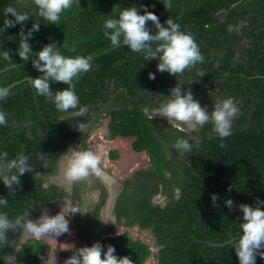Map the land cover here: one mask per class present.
<instances>
[{"label":"trees","instance_id":"1","mask_svg":"<svg viewBox=\"0 0 264 264\" xmlns=\"http://www.w3.org/2000/svg\"><path fill=\"white\" fill-rule=\"evenodd\" d=\"M8 5L28 13V19L5 28L4 20L14 19L4 13ZM141 5L157 17L166 8L165 0H74L53 24L38 15L34 0H0V71L9 68L0 74V88L26 80L0 100L8 121L0 125V150L9 153L4 163L23 150L32 165V171L19 176V185L8 188L0 181V196L8 201L4 211L10 220L23 211L36 220L45 208L65 198L80 200L79 184L69 196L49 180L57 175L62 154L75 144L89 148L87 133L107 119L105 139L132 140V150L149 160V168L125 178L114 212L125 228L150 231L157 248L155 264H239L234 249L238 240L233 241L241 234L239 205L255 207L257 198L264 200V0H171L161 26H168V18L179 23L204 57L177 75L158 71V59H144L143 52H132L127 45L112 48L103 35L105 18L128 6L142 14ZM34 23L39 28L28 37L33 55L25 61L18 54L21 34L32 30ZM152 23L146 22L147 29ZM158 31L155 27L150 33ZM53 42L65 55L93 56L91 70L75 81L81 104L88 106L84 116L59 112L30 85V78L42 74L33 66L35 53ZM150 72L154 79H149ZM176 86L181 94L191 91L209 113L219 100L234 97L239 115L231 135L218 137L210 123L193 130L183 122L175 127L168 118L145 112L157 109ZM66 87L63 82L50 83L53 91ZM80 122L88 125L83 131ZM178 137L188 140L189 151L172 147ZM109 158L117 161L120 155L112 151ZM158 194L165 202L154 201ZM106 198L102 196L87 214L83 207L76 212L77 237L88 243L104 236L100 244L105 251L112 245L118 257L127 255L134 264H147L153 257L149 244L101 221ZM227 199L233 201L230 207ZM22 224L7 230L0 264H11L14 254L18 264H48L49 241L32 238L21 244L26 236ZM60 254L67 260L73 251ZM255 264H264V258L257 255Z\"/></svg>","mask_w":264,"mask_h":264},{"label":"clouds","instance_id":"2","mask_svg":"<svg viewBox=\"0 0 264 264\" xmlns=\"http://www.w3.org/2000/svg\"><path fill=\"white\" fill-rule=\"evenodd\" d=\"M73 2L74 0H34L38 15L53 24L61 19V13L69 9ZM141 7L144 9L142 14L137 7L128 6L120 9L116 16L103 20V35L110 41L112 48H119L124 44L132 52H143L144 59H158V71H167L172 75L183 73L185 69L193 67L197 62H203L204 57L194 37L183 31L179 23L168 18L166 20L168 26H161L155 13L147 10V5H141ZM4 13H11L14 17V19L4 20L5 28L14 27L17 23L28 19V13H20L11 5L4 9ZM149 20L153 21L159 29L155 35H152L146 27V22ZM38 28L39 24L34 23L32 30H29L26 35L21 34L18 54L22 60L26 61L33 55L28 37L32 35L33 30H38ZM35 55L38 58L32 61L33 66L42 73L30 81L36 95L43 96L50 101L59 112L84 116L88 112V106L81 104L80 97L75 90V81L91 70L93 56L91 54L65 55L55 42L44 45ZM2 56L7 59L8 53L3 52ZM148 76L149 79L155 78V74L151 72ZM52 81L63 82L67 87L53 91L50 88ZM7 95L8 92L0 88V100ZM157 111L168 118L175 127L181 126V123L177 122L199 127L210 123L212 132L224 138L231 135L233 120L239 115V106L234 97L226 96L219 100L209 113L193 98L191 91L181 94V88L176 86L171 89L170 94L159 105ZM6 117L7 114L0 110V125L7 124ZM87 127L88 125L84 122L79 123L81 131ZM172 147L180 150L181 153L190 150L188 140L183 137H178ZM8 155L7 151L0 150V181L6 187L11 188L13 184H20V175L26 171H32V165L29 163V156L23 150L17 152L15 158L4 163ZM62 155L63 175L69 181H80L92 175L101 177L105 174L102 167L104 158L102 147L69 148ZM13 169H15L14 172ZM216 199V195L212 194V200ZM225 203L230 207L233 201L227 199ZM261 204H264V200L257 198L255 207L246 203L239 205L243 213V222L239 225L241 233L239 239L234 244L239 264H255L257 255L264 258V251H259L264 247V208H261ZM7 206V199L0 196V245L7 240V230L15 229L17 225H21L22 221L24 234L34 239L46 235L59 236L69 231L67 205L55 215L42 212L36 220L28 219L24 211L16 215L14 220H10L8 212L4 211ZM70 211L79 212L80 210L71 207ZM65 264H134V262L127 255L118 257L114 246L109 245L105 251L97 242L80 248L79 257L72 255L67 258Z\"/></svg>","mask_w":264,"mask_h":264},{"label":"rangeland","instance_id":"3","mask_svg":"<svg viewBox=\"0 0 264 264\" xmlns=\"http://www.w3.org/2000/svg\"><path fill=\"white\" fill-rule=\"evenodd\" d=\"M107 122L108 120H106V122L104 124H102V127L95 130V134L91 135L92 137L89 138V141L91 142L90 144L92 145L93 149L97 148V147H102L104 150V158H103V162H102V167L104 170H106L107 172H109L110 175H112V177L115 178L116 184L115 187H117L118 189L116 190L117 193H121L122 189L124 187L123 183L126 177L129 176L130 171L133 168H137V169H145V168H149V164H148V158L146 154H133V150L131 148V144H132V140H127V141H117V142H113V143H108L105 142L103 140V135L107 130ZM187 125V129L188 130H193L196 127L186 124ZM79 146H77V148H72V149H78ZM91 147V148H92ZM112 151H118L119 155H120V159L117 161H111L109 159V154ZM122 155L124 156V159H122ZM63 166H64V159L62 160V166H61V171L59 172V175L56 177L59 180L62 179L65 182L68 181V179H66V177L63 175ZM62 172V173H61ZM62 176V177H61ZM60 180V182L62 181ZM89 178H85L84 182L88 181ZM62 181V182H64ZM87 183V182H86ZM86 187L83 186L81 189V192L84 194H87L89 196H92V193L90 190H86ZM86 190V192H85ZM165 200V197L161 194H158L157 196V201L162 203ZM65 205L68 206L69 208V213L67 216V219L69 220V231L66 233H63L59 236H55V235H46V236H42L41 238H45L49 244V250H48V254H49V262L48 264H65V259L61 257V251L62 250H71L73 251V255H76L77 257H79V249L84 247V246H91L94 243L99 242L98 241H94L93 243L90 244H83V240L79 239L77 237V230L75 228V216H73V212L70 211L71 207H76V208H82L81 205H77L75 206V203H73L72 200H64L61 203H58L55 207L53 208H47L44 212H46L49 215H55L58 211L61 210V208H63ZM83 205V212L84 214H86V206L84 204ZM109 218L108 220H106V222L110 225V226H115L118 227L119 230V234L125 233V232H129L131 236H133L136 239H141L143 242L149 244L152 248L153 251V257L148 261L147 264H155L156 260H155V255L157 254V248L155 246V241L153 236L151 235L150 231H142L138 226H136L135 228L132 229H127L123 226V224L120 225V223L118 222V219H116V217L114 216V211L110 212L109 214ZM113 221H112V220ZM111 220V221H110ZM28 238H31L30 236H26L23 240L26 241ZM39 238V239H41ZM32 239V238H31ZM12 264H18L16 261V257L12 258Z\"/></svg>","mask_w":264,"mask_h":264},{"label":"flooded vegetation","instance_id":"4","mask_svg":"<svg viewBox=\"0 0 264 264\" xmlns=\"http://www.w3.org/2000/svg\"><path fill=\"white\" fill-rule=\"evenodd\" d=\"M158 109V108H157ZM157 109H153V110H149V109H145V112L147 113V114H149L150 116H162V115H160L159 114V112L157 111ZM106 120L107 119H102V120H100V122L99 123H97L96 125H95V127L89 132V133H87V142H88V144H89V147H92V145L90 144L91 142L89 141V138H91L92 136L91 135H94L95 134V130H97V129H99V128H101L102 127V124H104L105 122H106ZM107 124H108V122H107ZM185 127L186 128H188L187 127V125L185 124ZM196 127V126H195ZM106 132H107V130H106ZM106 132L104 133V135H103V140L105 141V142H108V143H113V141H115V140H113V141H111V140H107V139H105V134H106ZM77 146H79L78 148H81V149H83L80 145H78V144H75L74 146H72V148H77ZM93 148V147H92ZM119 153V152H118ZM109 156V155H108ZM110 159V158H109ZM61 166H62V161L60 162V165H59V171H58V173H57V175L56 176H53L50 180H49V182H51V183H54V184H56V185H58V186H61V187H63L64 189H65V191L69 194V196H71L72 195V193H73V190H74V187L76 186V184H81L82 185V187L83 186H85L86 188V190H90L91 192H93L92 193V196H89V195H87V194H83L81 191H80V194H79V196H80V200H75V199H72V198H65L64 200H72L73 201V203H75V206H79V205H81L82 207H83V205L82 204H84L85 206H86V208L88 209V210H92L93 208H94V205L95 204H97L98 202H99V200H100V198L102 197V196H105L106 195V200H105V203H104V206L102 207V209H101V215H100V218H101V221L103 222V224H105V225H107L108 227H110L106 222H105V219L103 218V215H104V208L106 207V204H107V200H108V198H109V196H110V193H109V189H108V186H107V184H106V182L104 181V179L102 178V177H96V176H94V175H92V176H89L88 178H89V180L88 181H86V182H84V179L83 180H80V181H75V182H73V181H67V182H60V180L58 179V178H56L58 175H59V172L61 171ZM104 171H106V170H104ZM107 172V171H106ZM108 174H109V172H107ZM110 175V174H109ZM65 180V179H64ZM66 183V184H65ZM69 183V184H68ZM45 187H47V184L45 185ZM86 190H85V192H86ZM106 190H108V191H106ZM119 195H120V193H118V196H117V199H118V197H119ZM158 196V195H157ZM157 196L155 197V202L156 203H160V202H158L157 201ZM63 200V201H64ZM166 200V199H165ZM165 200L163 201V202H165ZM62 202V201H61ZM60 202V203H61ZM162 202V203H163ZM76 208V207H75ZM115 208V207H114ZM47 208H45V210H46ZM44 210V211H45ZM88 210H86V214H87V212H88ZM75 213L76 212H73V216H75ZM114 216L116 217V215H115V212H114ZM117 218V217H116ZM26 237V236H25ZM24 237V238H25ZM103 237V236H102ZM102 237H98L97 239H94V240H91V241H89L88 243H85V242H83V244H90V243H93L94 241H98V240H100ZM29 239H31V238H28L26 241H24L23 242V240H22V243L21 244H24V243H26ZM16 257V254H14L13 256H12V258H15ZM12 258H11V264H12Z\"/></svg>","mask_w":264,"mask_h":264},{"label":"water","instance_id":"5","mask_svg":"<svg viewBox=\"0 0 264 264\" xmlns=\"http://www.w3.org/2000/svg\"><path fill=\"white\" fill-rule=\"evenodd\" d=\"M165 2H166V8H165V10L157 17L158 18V20H159V22H160V20L168 13V11L170 10V8H171V0H165ZM156 27V24L153 22L150 26H149V28H148V31L150 32V30L151 29H153V28H155ZM9 68H6V69H4V70H2V71H0V74H2L3 72H5V71H7ZM31 79L32 78H30L29 80L31 81ZM24 81H26V80H23V81H21V82H18V83H15V84H12V85H10L9 87H7V88H4L7 92L9 91V90H11L13 87H15L16 85H18V84H21L22 82H24ZM108 186V185H107ZM108 189H109V191H110V196H109V198H108V200H107V204H106V207L107 206H111V210L113 211V209H114V207H115V204H116V201H117V196H118V193L117 192H113V191H111V187L110 186H108ZM105 207V208H106ZM104 208V209H105ZM239 239V238H238ZM238 239H234L233 241H235V240H238ZM262 249H264V247H262L260 250H262Z\"/></svg>","mask_w":264,"mask_h":264},{"label":"bare ground","instance_id":"6","mask_svg":"<svg viewBox=\"0 0 264 264\" xmlns=\"http://www.w3.org/2000/svg\"><path fill=\"white\" fill-rule=\"evenodd\" d=\"M62 173V172H61ZM104 175L103 176H101L103 179H104V181L106 182V184L108 185V186H110L112 189H111V191H113L114 193L116 192V190L118 189L117 187H115V184H116V181H115V178H113L111 175H109L106 171H104ZM62 177V176H61ZM60 180H62V179H60ZM62 181H64V180H62ZM66 184V183H65ZM69 184V183H68ZM109 193H110V191H109ZM110 212H112V210H111V206L109 207V206H107L105 209H104V215H103V218L105 219V220H108V219H110L109 218V214H110ZM112 220V219H111ZM110 220V221H111ZM113 221V220H112Z\"/></svg>","mask_w":264,"mask_h":264},{"label":"crops","instance_id":"7","mask_svg":"<svg viewBox=\"0 0 264 264\" xmlns=\"http://www.w3.org/2000/svg\"><path fill=\"white\" fill-rule=\"evenodd\" d=\"M119 142V141H127V140H125V139H116L115 141H113V142ZM133 154H137V153H135L134 151H133ZM142 154V153H141ZM121 158V157H120ZM122 159H124V156L122 155ZM121 160V159H120ZM149 161V160H148ZM141 169V168H140ZM145 169H147V168H145ZM136 170H138L137 168H133L131 171H130V174L132 173V172H134V171H136ZM129 174V175H130ZM112 176V175H111ZM114 178V177H113ZM123 185H124V183H123ZM79 187H80V191H81V189H82V185L81 184H79ZM106 191H108V190H106ZM113 211H114V209H113ZM117 219V218H116ZM105 222H106V220H105ZM107 223V222H106ZM108 224V223H107ZM109 225V224H108ZM110 226V225H109ZM110 227H112V226H110ZM104 238V236L99 240V243H100V241L102 240Z\"/></svg>","mask_w":264,"mask_h":264}]
</instances>
